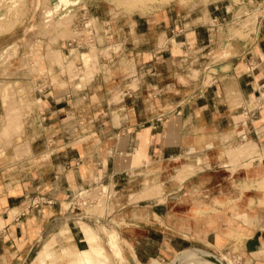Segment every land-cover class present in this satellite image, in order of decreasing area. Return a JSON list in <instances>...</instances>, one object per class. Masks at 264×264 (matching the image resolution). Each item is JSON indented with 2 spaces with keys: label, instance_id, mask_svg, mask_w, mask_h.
<instances>
[{
  "label": "crops",
  "instance_id": "obj_1",
  "mask_svg": "<svg viewBox=\"0 0 264 264\" xmlns=\"http://www.w3.org/2000/svg\"><path fill=\"white\" fill-rule=\"evenodd\" d=\"M114 18L102 21L105 41L22 38L9 65L0 62V83L20 82L24 119L14 141L29 147L0 154V264H88L83 249L117 264L174 263L197 247L264 264V208L254 219L251 205L258 198L248 189L240 212L222 207L238 189L228 177L262 172L257 155L254 166L233 170L242 161L231 149L256 141L264 151V17L245 41H222L217 27L171 9L147 27L118 28ZM107 183L115 223L88 220L112 229L88 222L84 246L43 242L78 215V195ZM65 226L60 233L71 231Z\"/></svg>",
  "mask_w": 264,
  "mask_h": 264
},
{
  "label": "rangeland",
  "instance_id": "obj_2",
  "mask_svg": "<svg viewBox=\"0 0 264 264\" xmlns=\"http://www.w3.org/2000/svg\"><path fill=\"white\" fill-rule=\"evenodd\" d=\"M138 1L139 0H136L134 3H131L127 2V0H70L66 3L64 0H0V62L3 63L4 66L9 65L10 59L20 51L19 45L22 43V38L27 41L29 45H33V39L35 37H41L42 35L45 37L51 36V42L57 40L59 37L67 39L72 35L84 37L82 41H105L100 35L105 26H103L102 21L105 20L107 15L115 16L114 19L116 22L114 25L118 26V28L119 25L122 26L128 22H140L142 27H147L149 21L151 23L154 21L157 13L171 9L175 14L181 12L183 15L187 14L191 18L200 17V21L204 23L203 25L205 27H208V25L210 27H217L219 29V31L217 29V34H220L222 41H245V39L249 38L252 34H255L259 20L264 17V0ZM227 8L228 12H226ZM51 10L54 12H49ZM214 10L217 12L216 15L219 14L221 16L224 14L222 16L224 18L220 21V24L216 20V15H214L213 12ZM89 47L92 48L91 54L89 55L93 58H97L100 51L94 45V42L89 45ZM112 49L117 50L118 48L112 47L104 49L101 53L109 56ZM61 53L60 50L51 48L49 55L58 58L64 71H67L66 66L63 64ZM68 69L72 70V72L74 70L71 66L68 67ZM8 89L10 91L16 90L17 93L13 91L9 94L7 93L9 91ZM0 97V106L4 104L5 107L6 102V111L4 115L7 116L6 125H3L2 116L4 111L0 110L2 114L0 115V154L8 148L18 149V151H20L21 147H24V151H27L29 148L28 143L22 144L14 141V138L21 133V124L24 119V112L21 106L20 82L2 81V83H0ZM238 146H241V144ZM257 148L258 144H256L253 151L250 153L232 155V157L238 159L239 162L242 161V164L236 165L233 170H237L241 166L245 169L254 166L258 157V161L261 165L259 166V170L262 172H259L258 179H253L252 181L245 180L246 177L243 173H238L236 176L230 178L228 177L226 181H236L238 183V189L233 191L235 194L234 199L227 205L224 204L222 206L228 207L235 205L237 208L233 207L232 210H234V212H240V210L244 208V205H241V207L240 204L242 202L246 203L244 202L245 195H243V193L250 189L254 198H258V200L253 199L251 201L254 219L257 217L258 211L264 208V151L260 152ZM256 155L257 157H255ZM193 171L194 170H191L190 172ZM103 188L106 190L104 193L101 192ZM88 192L90 191L83 192L76 199L80 207L78 215L63 218L58 231L46 238L43 241L44 243L54 241L57 249H61L63 245L73 242L77 243L79 246H84L86 242L82 241L80 229L92 230L93 227H91V225L99 229V224H106L109 229H112V226L108 225V223L110 221H112L111 223H115L116 221L114 217V211L117 210L114 204L116 201L114 199L116 197L114 185L103 184V186H99L95 192L91 191L94 193ZM132 198H135L134 195H132ZM93 214L101 216L107 221L110 219L112 220L108 223L98 221L97 225L88 220L89 215ZM66 224L71 226V231L66 234L60 233L61 228H66V226L63 227ZM100 232L102 233V231ZM69 236H73V239L71 240ZM82 253L88 254L85 249H83ZM217 255L219 257H230L234 264H243L238 254L223 253ZM99 256L100 259L107 264H117L115 262L111 263V260L106 256ZM155 259V262L151 260L147 263H141L169 264L173 260V258L171 259L170 257H159ZM66 261L67 259L59 261L50 259L47 264H65ZM87 263L89 264L88 261ZM83 264H85V262H83ZM122 264L132 263L129 261Z\"/></svg>",
  "mask_w": 264,
  "mask_h": 264
},
{
  "label": "bare ground",
  "instance_id": "obj_3",
  "mask_svg": "<svg viewBox=\"0 0 264 264\" xmlns=\"http://www.w3.org/2000/svg\"><path fill=\"white\" fill-rule=\"evenodd\" d=\"M66 3L69 2L70 0H64ZM126 1V0H125ZM136 0H127V2H135ZM140 1V0H139ZM138 1V2H139ZM144 1V0H142ZM126 3V2H125ZM137 3V2H136ZM129 4V3H128ZM133 5V4H132ZM136 5V4H134ZM51 13H53L54 11L51 10L49 11ZM253 14V13H252ZM255 18V17H254ZM253 18V19H254ZM75 51V50H74ZM8 85V84H7ZM6 85V86H7ZM2 86V85H1ZM5 86V87H6ZM3 87V86H2ZM2 91V90H1ZM14 91V90H13ZM12 90L8 91L9 93L10 92H13ZM3 92V91H2ZM7 92V93H8ZM16 92V90L14 91ZM6 93V91H5ZM6 122H7V116L4 115L3 117V125H6ZM256 144H258L256 141H248L247 143H245L244 145L241 144V146H238V147H232L231 149V155H237V154H240V153H250L253 151V148L256 146ZM229 149V150H230ZM227 150V151H229ZM230 152V151H229ZM191 167V165H189ZM188 168V166H185ZM189 167V168H190ZM108 184V183H107ZM111 185V184H110ZM148 187V186H146ZM94 188V187H93ZM102 188V187H101ZM96 189V188H95ZM109 189V188H108ZM86 192V191H85ZM95 192V190H94ZM94 192H88V193H94ZM98 194V193H97ZM96 194V195H97ZM91 195V194H90ZM79 196V195H78ZM84 196V195H83ZM86 196V194H85ZM93 196V195H92ZM100 196V195H99ZM102 196V195H101ZM102 199V198H100ZM211 253L208 252V251H205V250H201V249H196V248H191V249H188L186 254L183 255L179 260L175 261L174 263L175 264H219L217 263L216 261H213L212 259H210L208 256L210 255ZM85 259L86 261L89 262V264H107L105 263L102 259H100V256L99 255H92L90 254V252H88V254H85ZM221 260L224 262V264H234V262L232 261V259L230 257H226V256H223L221 257Z\"/></svg>",
  "mask_w": 264,
  "mask_h": 264
},
{
  "label": "water",
  "instance_id": "obj_4",
  "mask_svg": "<svg viewBox=\"0 0 264 264\" xmlns=\"http://www.w3.org/2000/svg\"><path fill=\"white\" fill-rule=\"evenodd\" d=\"M196 249H201V250H205V251H208V252H210L211 254L208 256L210 259H212L213 261H216L217 263H219V264H224V262L221 260V257H219L217 254H215V253H213V252H211V251H209V250H206V249H203V248H196ZM182 252V251H181ZM176 257V256H175ZM174 257V258H175ZM173 258V259H174ZM173 261V260H172ZM170 262L169 264H175V263H173V262Z\"/></svg>",
  "mask_w": 264,
  "mask_h": 264
},
{
  "label": "built area",
  "instance_id": "obj_5",
  "mask_svg": "<svg viewBox=\"0 0 264 264\" xmlns=\"http://www.w3.org/2000/svg\"><path fill=\"white\" fill-rule=\"evenodd\" d=\"M100 186H103V184H101ZM105 191H106L105 188H103L101 192L104 193Z\"/></svg>",
  "mask_w": 264,
  "mask_h": 264
}]
</instances>
